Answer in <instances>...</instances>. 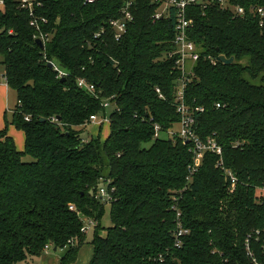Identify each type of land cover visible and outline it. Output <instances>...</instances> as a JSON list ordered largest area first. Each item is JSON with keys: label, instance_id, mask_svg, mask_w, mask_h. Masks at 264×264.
I'll use <instances>...</instances> for the list:
<instances>
[{"label": "trees", "instance_id": "16d2710c", "mask_svg": "<svg viewBox=\"0 0 264 264\" xmlns=\"http://www.w3.org/2000/svg\"><path fill=\"white\" fill-rule=\"evenodd\" d=\"M32 1L34 14L46 19L38 28L19 0L0 6V65L16 97L0 129V264L38 256L45 245L64 249L62 263L73 261L85 240L84 216L98 221L88 264H251L249 235L264 261V195L257 190L264 186V21L252 12L264 0H212L187 10L200 58L185 77V103L196 134L221 146L224 166L238 178L233 192L214 154L190 173L189 143L166 133L179 121L180 72L168 56L173 10L154 19L157 2L132 0V20L116 41L108 21L127 0ZM237 5L243 16L232 12ZM220 54L233 62H211ZM48 62L66 74L58 77ZM79 78L94 92L79 88ZM103 100L114 105L108 133L85 140L89 116L107 114ZM9 124L24 132L21 151ZM102 180L112 195L105 235L104 204L95 197ZM176 196L188 229L180 247L172 237Z\"/></svg>", "mask_w": 264, "mask_h": 264}, {"label": "built area", "instance_id": "2783aa9c", "mask_svg": "<svg viewBox=\"0 0 264 264\" xmlns=\"http://www.w3.org/2000/svg\"><path fill=\"white\" fill-rule=\"evenodd\" d=\"M95 0H85L87 3H91ZM158 3V7L153 14L154 19H159L164 15H169L170 10L174 12V37H173V50L168 54V56H175V64L180 72L179 82L175 92V101L177 103V112L179 113V121L177 122V129L170 128L166 131L169 136H178L183 141L189 143V151L192 154V165L189 167V172L192 173L202 162L204 154L210 152L214 154L217 158L216 167L221 170L224 179L228 183V191L233 192L237 183L238 178L234 173L224 166L223 157H222V148L215 141L214 138L201 139L194 130V114L193 110L185 103L184 98V87H185V77L192 74V65L199 60L200 53L196 44L189 38L188 29L191 25V19L188 17L187 10L191 6H200L205 7L209 3H212V0H153ZM220 4H224L225 0H217ZM3 0H0V6L2 5ZM20 6L26 8L30 15L29 24L38 28V22H46L44 17H38L34 14L33 10V1L32 0H19ZM132 0H127L124 5L121 7L120 15L116 18H111L108 21V27L111 30L112 37L114 40H119L122 38L124 33L127 30L129 22L132 20V11H131ZM224 6V5H223ZM252 12L258 18L259 25H262L264 21V6H254ZM232 12L235 15L243 16L245 10L242 6H233ZM103 32V29H102ZM99 35V33H97ZM42 42L47 39L46 34H41L39 37ZM218 61L217 58L214 60L211 59V62ZM220 62V61H219ZM55 71H57V76L62 77L66 73L58 68L56 64H52ZM0 81L6 83L5 74H0ZM77 86L79 88L85 89L89 92H94V84L86 81L83 78L77 79ZM156 92L159 93V89L156 88ZM159 96H161L159 94ZM102 106L106 108L109 105L108 100H103L101 102ZM220 105L217 103L216 107ZM197 110V108H195ZM28 119V117H25ZM108 118L106 115L99 117L96 114L89 116L87 121L89 124L101 125L105 122L108 123ZM153 137H158L161 133V127L159 124H153ZM189 178V177H188ZM189 180V179H188ZM109 184L108 180H102L97 188L95 197L100 199L103 204L111 203L112 195L107 189ZM257 190L261 195H264V186H258ZM179 197H173L172 208L175 210V227L172 231L173 237V246L180 247L182 244L183 237L188 233V229L184 226L181 221V212L178 207ZM70 209H74L73 205H69ZM83 224L80 228V231L84 234L88 233L92 228H94L98 221L94 218L84 216L82 217ZM259 230H255V234L258 236ZM250 237L247 236L244 240V247L246 255L249 257L251 264H264V261L257 259L255 252L252 250L250 245ZM262 252L264 253V241L261 244ZM50 249L49 245L44 246V251ZM159 262L162 261L163 257L159 254L157 257Z\"/></svg>", "mask_w": 264, "mask_h": 264}, {"label": "crops", "instance_id": "0c3cea01", "mask_svg": "<svg viewBox=\"0 0 264 264\" xmlns=\"http://www.w3.org/2000/svg\"><path fill=\"white\" fill-rule=\"evenodd\" d=\"M9 90L10 88H8L7 84L0 82V129H3L5 127L6 124L5 118L7 119L10 118L12 110L16 104V97H15V101H13V105L10 106V100L8 96ZM7 133L9 136L13 138L16 149L20 151L23 150L24 139H25L24 132L20 129H17L12 124H9L7 126ZM107 133L108 131L106 132V134ZM106 134L104 136H106ZM91 235H92L91 230L85 234L84 242L78 247L74 260L69 263H62L61 261V256L64 253L63 248L55 249V250L54 248H50L46 251H43L38 256H28L26 259L18 262L17 264H88L92 258L94 251L93 244L90 243Z\"/></svg>", "mask_w": 264, "mask_h": 264}, {"label": "rangeland", "instance_id": "374dc122", "mask_svg": "<svg viewBox=\"0 0 264 264\" xmlns=\"http://www.w3.org/2000/svg\"><path fill=\"white\" fill-rule=\"evenodd\" d=\"M2 71H3V67L0 65V74L2 73ZM8 96H9V100H10V106H12L13 101H15V94L13 91L9 90ZM113 108H114V105L112 103H110L106 107L107 118H109V113L113 110ZM95 127H96V129H95ZM98 127H99V125H94V124H90V125L86 126L84 131H81L83 138H85V140H86L91 136H96V134H100V136L103 137L106 134V132L108 131V123L105 122L100 126L101 128L100 127L98 128ZM174 127L177 129L178 124H175ZM24 159L31 160V158H29V157H25ZM258 193H259V191H258ZM100 223L102 226L101 234L105 235L106 228H108L111 225L110 203L104 204V213H103V216L100 220Z\"/></svg>", "mask_w": 264, "mask_h": 264}, {"label": "water", "instance_id": "95a60500", "mask_svg": "<svg viewBox=\"0 0 264 264\" xmlns=\"http://www.w3.org/2000/svg\"><path fill=\"white\" fill-rule=\"evenodd\" d=\"M35 42L39 46L43 45V42H42V40L40 38H36ZM217 60L222 62V63H224V64H230V63L233 62V57H226V56L220 54V55L217 56ZM47 64H48L49 67H52V62H48ZM185 142H187V141H185ZM54 250H55V248H54Z\"/></svg>", "mask_w": 264, "mask_h": 264}]
</instances>
